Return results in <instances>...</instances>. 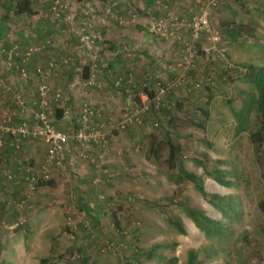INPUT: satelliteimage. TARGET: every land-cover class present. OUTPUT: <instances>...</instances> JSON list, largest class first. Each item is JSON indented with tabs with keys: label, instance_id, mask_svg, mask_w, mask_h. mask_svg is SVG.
<instances>
[{
	"label": "rangeland",
	"instance_id": "374dc122",
	"mask_svg": "<svg viewBox=\"0 0 264 264\" xmlns=\"http://www.w3.org/2000/svg\"><path fill=\"white\" fill-rule=\"evenodd\" d=\"M83 1L66 0L64 14L71 13L77 19L91 12L117 19L115 11L118 8L126 14L132 8L140 16L143 12L139 0ZM52 2L33 0L32 7L41 12V17H49ZM0 7L2 13L3 0H0ZM216 12L211 23L219 32L220 46L234 68H226L214 53L205 57L203 48L208 47L209 42L206 35H201L193 42L196 54L191 65L185 71L181 68L175 76V79L181 76V84L176 87L182 94L173 98L177 104L168 113L160 110V126L153 128L152 123H147L149 125L142 130L138 124L127 121L137 104L126 101L128 109L125 110L117 103L121 108L116 111L123 116L110 115L116 125L127 123L126 130H119L108 138L103 155V148L95 145L92 150L84 151L85 156L78 157L73 152L69 157L72 164L79 166L76 174L80 181L72 180L66 170L65 178L57 173L58 179L53 176L52 187H42L29 194L18 184V178L10 180L7 175L17 174V168L29 164L37 171L46 147L35 139L32 143L19 144L16 150L10 146L8 137L3 136L4 144L0 147V264H42V260L43 264H125L126 259L134 264H187L189 251L197 252L196 264H264V215L259 207L260 203L264 205V146L256 148L250 138L258 131L259 123L257 89L249 69L264 71V0H227ZM149 16L155 17L152 13ZM51 18L55 19L52 15ZM8 19L15 21L12 16ZM146 22L138 20L143 25ZM3 23L0 21V26ZM227 23L234 27L247 25L253 28L254 36L236 42L223 40L221 29ZM52 25L55 29L60 27L57 22ZM67 25L70 29L80 28ZM100 25L107 27L109 24ZM183 30L189 31L188 27ZM55 39L56 44H66L63 38ZM47 41L54 42L50 38L37 46L47 45ZM97 42L96 39L95 47ZM148 42V37L142 34L136 43L146 45ZM185 43H192L190 31L189 37L168 40L164 45L171 53L172 45H176L173 59H178V54L179 58L183 56ZM1 57L0 54V77L6 86L0 87V116L7 114L8 125L14 127L33 119L37 82L28 84L19 75L15 77L16 86L7 81L5 73L16 69L3 68ZM196 68L200 70L198 75H187L189 70ZM221 70L226 75L223 76ZM205 78L210 83L208 88L202 89L197 97L186 95L184 86L188 82L193 89L198 79L201 88L206 83ZM172 80L174 78L167 80V87ZM96 85L76 86L72 91L73 99L94 105L88 96ZM18 95L29 103L31 115L21 112ZM197 107L208 111V116L197 112ZM66 128L70 131L71 125L67 124ZM153 136L156 137L157 155L151 153ZM168 139L182 147L180 167L204 176V195L169 168ZM203 161H206L204 165ZM214 166L224 171V180L229 182L227 186L205 175V171ZM212 195L221 196L232 208L214 206ZM80 197L90 211L78 209ZM140 200L154 201L166 208L161 211L143 205ZM21 202H24L23 207L18 208ZM184 206L201 211L219 226L195 222ZM165 211L182 222L185 233L171 226Z\"/></svg>",
	"mask_w": 264,
	"mask_h": 264
},
{
	"label": "trees",
	"instance_id": "16d2710c",
	"mask_svg": "<svg viewBox=\"0 0 264 264\" xmlns=\"http://www.w3.org/2000/svg\"><path fill=\"white\" fill-rule=\"evenodd\" d=\"M3 1L5 2V7L3 9L6 10V15H8L6 17L7 19L10 18V16H12L14 18L25 16L27 19H33V18L36 19L41 15L40 14L41 12H39L38 10H36L35 8L32 7L33 0H3ZM88 1H90V0H88ZM99 1L105 2L106 0H102V1L99 0ZM83 2H85V0ZM154 2L156 3V0H149L148 5L150 6ZM3 6H4V4H3ZM157 6H159V4ZM160 7H161V5H160ZM49 11H50V15L48 14L49 19L54 20L51 18V15L53 16V13L50 10V8H49ZM132 11L137 14V12L132 8L131 11H127L126 15L117 16V19H114V21L116 23L113 22L112 20L110 21V23H113L114 27L121 28V30L126 29V31H129L132 34V39L129 38V40L122 42L120 44V45H122L120 48H121V52L123 53L124 58H126L128 60H132V62H134L136 59L135 57L138 54V52L143 51L145 48H147L151 42H153L155 44L157 43L160 45L159 47H161L166 43V40L158 39L156 37L151 36L148 32L147 23L145 25H143L142 23H138V21L137 22L133 21L132 17H131ZM215 12L216 11L213 12L212 18L214 17ZM139 14L140 13L137 14L138 18H141L142 16H144L143 14H142V16H140ZM153 14L155 15V17L162 16V15H160L159 12H154ZM93 15L96 16L97 14L93 13ZM3 17H4V14H3ZM42 17L47 18L48 16L45 15ZM101 18L105 20L104 25H108V24L110 25V23H108L107 18H103V17H101ZM119 18L121 19L122 23H119V21H118ZM150 18H152V17H150ZM102 19H99V24H102L101 23ZM190 20H191V18L188 19L187 21H190ZM51 22L55 24L57 21H51ZM89 23L91 24V22H89ZM60 24L62 26L60 25L59 28L62 29L63 25H66L68 23H60ZM102 27H103V25H102ZM107 27H104V28H107ZM59 28H57V29H59ZM221 32L223 34V40L225 39L226 41H229V42H236V41H240V40H245L246 37L252 38L254 36L252 34L253 28H251L247 25H244V24H239V25H236V27H234L232 25V23L231 24L227 23V24L223 25V29H221ZM136 34H147V37L149 39V42L146 43V45H145L147 47H145L144 44L141 45V44L136 43L137 42V40L135 38ZM95 39H97V37H95ZM221 41H222V38H221ZM171 42H173V41H171ZM162 43H164V44H162ZM14 46L19 47V45L15 44V45H12L11 47H8V50L13 48ZM123 46H127L128 49L131 50L130 52H132V56H127L122 51ZM135 46H138L139 50L134 51L133 49ZM172 46H176V45H172ZM102 47L104 48L105 51L107 50L108 47H107L106 42L102 43ZM6 48L7 47L0 48V54H2V51L4 52L6 50ZM95 51H96V48H95ZM83 55L86 56L87 53L84 52ZM98 55H99V53H98ZM154 56L157 59L155 61L156 64L160 61H163L162 60V57H163L162 56V50L158 55L154 54ZM179 60L180 61L178 63L180 64L182 62V58H179ZM93 64H95L97 66L96 63H92V64L90 63L83 68V70H82L83 72H82L79 79H81V78L86 79L89 77L91 65H93ZM209 65H210V63H209ZM95 69H96V67H95ZM180 69H181V67L176 68V71H175L176 73L173 77L178 75ZM249 69L251 70L250 76L253 78L255 85H256V89H257L256 110L258 112V123H259L258 131L256 133L252 134L250 136V138H251V141L256 148H261L262 146H264V71L263 70L252 71L251 67ZM10 70H14V69H10ZM199 71L200 70L197 68L191 69L188 71L187 75H193V74L198 75ZM96 72L97 73L100 72L99 66L97 67L95 73ZM197 72H198V74H197ZM221 73L223 74V76L226 75V73H223L222 70H221ZM131 74L132 75L135 74V72L132 69H128L124 73H120V75L117 76L115 81H114L115 87L116 88H124V89L126 88L127 92L125 93V97H126L125 102L130 97L134 101V103L137 104L138 108H140V106H139L140 103H138L139 97L141 95H145L147 97V101H149L148 102L149 107L145 112H140L139 114L136 115V117L132 118V121L130 123L133 122V124H138V126H140V128L142 130H144L145 127L147 125H149L150 123H152L153 128L159 127L160 123H159L158 115L160 114L159 113L160 110L161 111L164 110L165 113H168L170 109L175 107V104H177V103L173 100V98L175 96L178 97L182 94V93L177 91L180 88L173 86V89H171V88L166 89L162 94L158 95L159 90H160L159 85H161V86L162 85L164 86V84L167 85L166 84L168 82L167 80L172 79V78H168L166 80H163L160 75H156V76L152 75L146 80L143 79L144 81H139V80H135L134 77L132 78ZM119 79H121V81L119 82L118 85H116V83ZM31 81L37 82V79L33 78V79H31ZM137 81H139V82H137ZM71 82L75 83L74 88L76 86H80V84H78V82H76L75 80H70V82H68V83H71ZM208 82H209V80L206 79V83L200 88L199 81L197 79V81L194 83V88H198V90H196L194 88L191 89L192 83L188 82V85L184 86V91H185L187 96L190 95L191 97H193V96L197 97V94L201 93L202 89L209 87L210 83H208ZM68 83H66L63 88H60L57 90H54L51 86V91H52L51 96H53L54 93H56L58 90H61V91L64 90ZM72 91L65 93L63 99L61 98L57 102L52 101L49 104V107H47L45 109V113L47 114V118L49 120V123L54 127V129L56 131L72 136V135H75L76 133H78V131H82V130L85 133H90V132L98 131V130L100 132L104 133V132H107L110 130L109 129V123H112V125L115 126L114 129L110 130V133L108 134V136L105 139H98L97 141H92V140L88 141V146H89L88 149H85L83 147L84 142L82 140L74 139V140H70L68 142V144L65 146V149H64V154H65L64 164H65V168H66L65 171L67 170L68 172H70L71 173V179L74 180V179H77L78 176H77L76 172L70 171V168H69L70 167V161H69L68 154L76 153V154H78V157L79 156L80 157L85 156L86 153L84 151H88L93 146L96 145V146H100L103 148V153H102V155H103L107 149V144H108L107 140H109L112 137V134L118 132L119 130L120 131L124 130V129L126 130V128H127L126 124L127 123H119L116 125V122H115L114 118L112 117V115L106 114L104 111L98 109L96 107V105H93L92 103L85 101V100H81V101L80 100H78V101L74 100L73 99L74 93ZM36 96H37V94H36ZM176 100H178V99H176ZM23 101L25 103V106L29 107V103L26 102L25 98H23ZM206 103L208 104V100ZM84 104L90 105L93 108V115L90 119H88V121L86 123L82 122L83 121L82 117H83V105ZM205 106H206V104H205ZM36 108L37 107H34V110ZM165 109H167V110H165ZM196 110H198L197 112L201 113L203 116H206V117L208 116L209 112L202 109L201 107H197ZM25 114H27V112H25ZM144 114H148V115L143 116ZM50 115L53 116L52 119H50ZM30 120L31 121L30 122L28 121L27 123H28L29 127H32L35 123V119L33 117V119H30ZM147 123H149V124H147ZM67 124L71 125L70 131L66 128ZM121 124H123V125H121ZM101 125H103V127ZM99 127H101V128H99ZM67 130H68V132H67ZM164 131H166V129ZM3 136L8 137L7 140L9 141L10 146L16 150L19 149V144H26L25 142H28V143L33 142V140H21V141L15 143L12 137H10L9 135L3 134L1 136L2 145L0 147H2L4 144L5 139H3ZM152 138H154V139H153L152 145H151V147H153V150L151 151V153H152V155H157V153H156L157 144L154 143L156 140V137L153 136ZM168 142H169V146H170L169 158H168L169 168L171 170H176L178 177L180 179H183V180L191 183L197 189V191L200 194L204 195L205 194L204 187H203L204 176H202V175L199 176V175L190 173V172L184 170L182 167H180L179 157H180L181 153L183 152L182 147L177 142H174L171 139H168ZM69 149H71V150H69ZM70 151H72V152H70ZM45 152H46V150H45ZM17 153H18V151H17ZM102 155L99 158H101ZM204 160H206V159H204ZM206 161H203L202 165H204L206 163ZM214 163L215 164L219 163V161L214 162ZM40 168H41V166L38 168L37 171H35L34 170L35 168L32 165H30V164H29V166L23 165L22 167H20V170L17 172V173H19L18 175H20L18 180L21 179L20 181H21L22 187L25 189V191H28L29 194H31L33 192H31L29 190L28 181L26 180V176L28 174L26 171L29 170L30 173H39ZM17 170H18V168H17ZM56 173L63 178H65L64 174L67 175V173H64V172L52 171V178L50 180H48L47 182L36 184L35 185V191H38L42 187H46V186L52 187L55 183L54 177H56L58 179ZM205 175L216 180L217 182H219V184H221L223 186H227L229 184V182L224 180V171H221L217 166H214L210 170H206ZM11 176L13 177L12 179L16 178L15 175H11ZM12 179H10V180H12ZM79 179H80V177H79ZM129 198H128V200H129ZM211 202L214 206H216L220 209L232 208L231 203L228 204L227 202H225L224 198H222L219 195H212L211 196ZM140 203H142L145 206L160 209L161 211H163V209L166 208L163 205L161 206L159 204H156L154 201L140 200ZM77 204L79 206L78 207L79 210H81L80 208H84V209H82L84 211H85V209L89 210V205L86 203H83V200L81 199V197L77 200ZM107 205H109V203H107ZM259 207L263 211V215H264V205L262 203H260ZM184 208L186 209L187 213L193 218V220L195 222H197L199 224H208V225L214 226L216 228L219 226L218 225L219 223H217V222L209 219L208 217L204 216L201 211L188 208L187 206H184ZM164 213L167 217L168 222L171 224V226L173 228H175L180 233H185L182 222L177 220L175 217L171 216L167 211H165ZM90 217H92L91 218L92 220H95L94 216H90ZM113 219H115V217H113ZM197 256H198L197 252L189 251L187 264H196ZM44 262L45 261H43V260L41 261L42 264ZM125 264H134V263L130 259H126Z\"/></svg>",
	"mask_w": 264,
	"mask_h": 264
},
{
	"label": "built area",
	"instance_id": "2783aa9c",
	"mask_svg": "<svg viewBox=\"0 0 264 264\" xmlns=\"http://www.w3.org/2000/svg\"><path fill=\"white\" fill-rule=\"evenodd\" d=\"M227 0H194L197 13L192 16L191 20L187 23V21L181 18L179 15L167 11L164 15L158 17H152L147 22L148 32L151 36L156 37L158 39L170 40V41H180L181 34L180 30L184 27H188L190 31V37L192 39V43H185V49L182 56V62L178 64V67H181L187 70L192 63V60L196 54V49L193 44L194 41L198 40L201 35H206L207 40L209 42V46L203 48V53L205 57H209L212 53H214L217 59L222 60L225 64L224 66L228 69L234 68V65L228 61L226 56V51L220 45L221 36L219 32L215 29V27L211 23V17L213 12ZM66 0H54L51 5V11L54 16V20L57 21V25H61L60 23H72L74 20V15L64 14V9L66 8ZM156 3H159V0H156ZM88 15H93L88 13ZM132 20L137 22L139 20L138 16L134 13H131ZM119 23H122L119 18ZM104 24V20L101 21ZM80 28L75 30V35L78 38V42L83 52H86L88 57L92 58L95 53L96 39L94 35L91 34V24L89 20H84L79 25ZM50 41H47V45H51ZM36 46L29 47L23 53L19 51V47L14 46L9 50L2 51L1 65L5 69L15 68L18 71V75L25 81L31 80L33 78L37 79V100L33 103L37 108L33 111V116L35 119V123L32 127H29L28 123L23 121L19 123L17 126L10 127L8 125L10 118L8 116L2 115L0 116V146L2 145L1 136L3 134L9 135L13 138L14 142L17 143L21 140H40L46 146V152L41 161V168L39 173H30L27 170L26 180L28 181V187L31 192L35 191V185L38 183L47 182L52 178V171L56 172H64L65 173V154L64 149L70 140L78 139L84 142L83 147L88 149V141H97L98 139H105L110 130L114 129L115 126L112 123H109V131L100 132L93 131L90 133H85L83 130L78 131L75 135H67L62 132H58L54 129V127L49 123L47 118V114L45 113V109L49 107V104L52 101H59L61 98H64L65 93L71 92L75 86V83H68L64 90H58L51 96V85H49V79L54 75L55 70L57 69V64L54 62L47 63L45 65H39L35 67L33 72L27 70L25 65L28 62V59L40 52L45 46ZM134 51L139 50L138 46H135ZM152 50L155 55L160 53L158 46H153ZM122 51L127 56H132L131 50L128 49L127 46L122 47ZM16 60H19L17 62ZM69 59H64L63 63L68 64ZM95 64L91 65V72L89 77L86 79H79L78 84L82 88L92 87L96 84L95 78ZM3 79L0 77V87L3 89L6 85L2 81ZM121 79H119L116 85L119 84ZM181 84V76L177 79L174 78L169 84L168 87L159 85V93L162 94L166 89L172 88L173 86H178ZM141 102L139 104L140 108L135 109V112L131 116V118L127 119L128 122L132 121V118L136 117L140 112H145L149 105L147 101V97L145 95H141ZM18 106L20 107L22 112H28L29 109L25 106V103L22 99V96L18 95L16 97ZM129 103L134 102L129 97ZM93 115V108L90 105H83V121L86 123L88 119H90ZM126 122V121H125ZM103 127V125H101ZM101 128V127H99ZM8 179H12L11 175L7 176ZM99 182L95 180V183ZM23 203L18 205V208L23 207Z\"/></svg>",
	"mask_w": 264,
	"mask_h": 264
},
{
	"label": "crops",
	"instance_id": "0c3cea01",
	"mask_svg": "<svg viewBox=\"0 0 264 264\" xmlns=\"http://www.w3.org/2000/svg\"><path fill=\"white\" fill-rule=\"evenodd\" d=\"M138 3L140 5V9L143 10L142 14L145 16V19H140L144 20L145 22H148L150 19L149 13L153 14L154 12H159L160 15H164L167 11H174L186 21L192 18V16L197 13L196 6L195 4H193L192 0H159V6H157L158 4L155 2L149 6V0H139ZM122 10V8H118L115 11V15H126V13ZM7 16L8 15H6V10L0 13V21H4V23L0 26V48H8L12 45L17 44L21 49V53H23V51H25L29 47L40 45L47 39H53V44L45 46L40 52L32 55L28 59V65L26 64L25 67L30 72H32L34 71L35 67L39 65H45L50 62L56 63L57 69L55 70L54 75L49 79L50 85L54 90L63 88L66 83L70 82V80H79L80 76L78 77V79L76 78L80 74V71H82L83 68L88 64L96 63V69L99 66L100 72L95 73L97 85L96 88H93V90H91L88 98L89 100H92V102L98 109L104 111L106 114L112 113L113 115L116 114L117 117H122L123 115L121 116V114L123 113H117L116 110L120 109L121 105H123V109H128L125 105V93L127 92L126 88H116L114 85V81L116 77L120 75V73H124L128 69H132L135 72V74H131L132 78L134 77L135 80L139 81H144L152 75H160L163 80H166L167 78H175L173 76L176 73V68H178L176 67V63L180 61L179 54L178 59H173L175 58L174 55L176 54V52H174L176 46L171 47L172 53L168 52L169 50L165 48L166 45L161 46L163 61H160L156 64L155 61L157 59L154 56L152 47L157 43L155 44L151 42L147 48H145L143 51L138 52L135 57V61L132 62V60L124 58L120 48L122 46L120 45L122 42L129 40V38L132 39V34L129 31H126V29L121 30V28L114 27L113 23H111L112 25H108L107 28L102 27L99 24V18L104 17L103 15L97 14L96 16H94L82 14L79 15L77 19L75 15V19L70 24L71 26L77 27L81 24L82 21L89 20L92 26H96L97 29H93L92 27L90 29L91 34L97 37L98 41L96 51L92 58L88 57V55H86L87 57L83 55L84 52L82 51L78 42V38L75 35L76 29H70L67 24L63 25L62 29H55L49 17L41 18L39 16L36 19L13 17L15 21L11 22L6 18ZM107 19L109 23L111 20H114L115 17ZM180 34L184 38L186 36L189 37L188 30L181 29ZM141 35L142 34H136V40H138V37H140ZM143 35L147 36V34ZM57 37L66 40V44H56L55 38ZM103 42H106L107 44L108 48L106 51L102 47ZM157 45L160 46L159 44ZM159 51L161 52V50ZM64 59H69L68 64L63 63ZM164 60H167L169 63H166ZM16 61L19 62V60ZM96 69L94 68L95 71ZM17 75V71L10 70L5 73L4 77L7 81L10 80V82L16 86L17 80L15 79V77ZM26 83H31V80L26 81ZM25 96H27V94ZM74 96L75 95H73V97ZM117 103H121V105L118 106ZM30 112L31 110L27 112L28 115H31ZM71 155L72 153L68 154L69 157ZM69 168L70 171L77 172L79 166L76 163L72 164L70 162ZM19 170L20 167L18 168L17 172ZM18 174L19 173L14 174L16 178H19L20 175ZM84 178L85 177H83V179ZM77 179L78 181L81 180L79 179V176L77 177ZM20 180L21 179L18 180L19 185H21ZM85 180L87 179L85 178Z\"/></svg>",
	"mask_w": 264,
	"mask_h": 264
}]
</instances>
